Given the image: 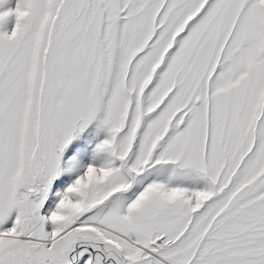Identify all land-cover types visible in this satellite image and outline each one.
<instances>
[{
  "label": "snow or ice",
  "instance_id": "6c2138e0",
  "mask_svg": "<svg viewBox=\"0 0 264 264\" xmlns=\"http://www.w3.org/2000/svg\"><path fill=\"white\" fill-rule=\"evenodd\" d=\"M0 264H264V0H0Z\"/></svg>",
  "mask_w": 264,
  "mask_h": 264
}]
</instances>
